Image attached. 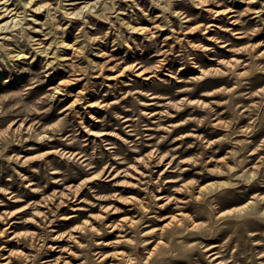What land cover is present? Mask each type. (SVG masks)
Here are the masks:
<instances>
[{
	"label": "rangeland",
	"instance_id": "rangeland-1",
	"mask_svg": "<svg viewBox=\"0 0 264 264\" xmlns=\"http://www.w3.org/2000/svg\"><path fill=\"white\" fill-rule=\"evenodd\" d=\"M35 1L0 17V264H264V0Z\"/></svg>",
	"mask_w": 264,
	"mask_h": 264
},
{
	"label": "bare ground",
	"instance_id": "bare-ground-1",
	"mask_svg": "<svg viewBox=\"0 0 264 264\" xmlns=\"http://www.w3.org/2000/svg\"><path fill=\"white\" fill-rule=\"evenodd\" d=\"M8 1L9 0H0V17H4V16H8V14L14 9V7H12V5L11 4H8ZM23 1V4L25 5V6H27V5H29L30 7L31 6H34V10L36 11V10H38V9H41L42 7H44V5H45V3H38V1H35V0H22ZM34 1H35V3H34ZM83 1V0H82ZM82 1H72V2H70L71 4H74L75 6L74 7H72V8H75V7H77L76 6V4L77 3H80V2H82ZM85 1V0H84ZM87 3H89V1H87ZM86 3V4H87ZM203 3H207L206 1H203ZM124 3H120V5H123ZM78 5V4H77ZM177 6H179V8H176L175 9V12H177L178 14H182V15H184V17H185V19L188 21V20H190L191 19V17L189 16V15H187V14H185V12H182L181 10H178V9H183L185 6H184V4L182 3V2H177V3H175V7H177ZM120 8V7H119ZM123 8V7H122ZM152 8H160V5H158L157 3H154L153 4V7ZM207 9H215V8H211V6L209 7V8H207ZM227 9V10H226ZM24 11L26 12L27 11V8H25L24 9ZM234 11H236V9H233L232 7H229V8H223V9H219V10H216V14L217 15H221V14H227V13H231V16H233L234 15ZM75 12V10H72V11H70L69 13H74ZM26 15V14H25ZM16 16V15H15ZM22 16L18 19V20H16V23L17 22H20V21H22ZM210 25H217V24H215V23H211ZM131 28H133L135 31H141V32H145L146 30H149V27H148V25H145V24H137V25H129ZM0 27H2V26H0ZM228 29H230V28H228ZM234 34H238L237 36L238 37H243V36H245V34H243V31H241V30H236L235 32H234ZM153 36H155V33H153ZM36 39H39L38 41H37V43H40V45L41 44H43V40H41V38H36ZM76 41V40H75ZM218 41H221V42H224L223 43V46H229L230 45V43L229 42H227V41H223L222 39H218ZM61 44L63 45V46H65V47H69V48H74V45H75V43H70V41H67V39L66 38H63L62 40H61ZM43 46H44V48H43V50L42 51H45L46 53H45V55H48L49 54V51L47 50V48L45 47V45L43 44ZM227 50H232V48L231 47H229V48H227ZM15 56H18L19 58H22V57H27L28 55H27V53L26 52H24V51H19L18 53H16V54H14ZM18 59V58H17ZM137 75H146V79H149L151 76H153V75H155L154 74V71L153 70H150V69H148L147 67H144L142 64H137ZM206 71V70H205ZM4 82V81H3ZM6 86V84L5 83H1V88H3V87H5ZM60 88V89H59ZM62 87H58V89H57V91L58 92H60V93H63L62 92ZM212 92V91H211ZM5 100V99H4ZM194 101V100H193ZM4 102V101H3ZM22 125V123H19L18 124V121H16L15 119L14 120H12L11 122H10V124H9V127L11 128V130L12 131H16L20 126ZM28 126H31V124H29ZM50 151H52V150H50ZM106 175H107V177H110V179H114V177H115V175L116 174H112V173H110L109 171L106 173ZM120 182H118V181H116L115 182V184L116 185H118ZM117 209H115L114 210V212H117L116 211ZM112 225V227L113 228H116V226H117V224H115V223H112L111 224ZM215 245H213V246H209V248H211V247H214ZM208 248V247H207ZM214 253V252H213ZM216 257V256H215Z\"/></svg>",
	"mask_w": 264,
	"mask_h": 264
}]
</instances>
